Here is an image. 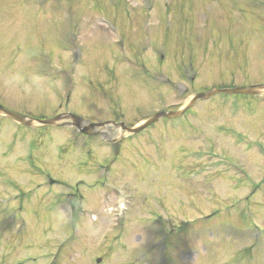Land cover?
<instances>
[{"label":"rangeland","instance_id":"1","mask_svg":"<svg viewBox=\"0 0 264 264\" xmlns=\"http://www.w3.org/2000/svg\"><path fill=\"white\" fill-rule=\"evenodd\" d=\"M256 3L0 0V105L85 126L118 115L92 138L0 116V264H264V92L215 95L136 136L116 125L264 84ZM99 134L122 140L108 178ZM105 179L130 195L121 225Z\"/></svg>","mask_w":264,"mask_h":264},{"label":"water","instance_id":"2","mask_svg":"<svg viewBox=\"0 0 264 264\" xmlns=\"http://www.w3.org/2000/svg\"><path fill=\"white\" fill-rule=\"evenodd\" d=\"M197 99H198V98L195 97V98L193 99V101L190 103L189 106L193 105V103H194ZM0 111L4 112L5 114H8L9 116H14L13 114H11L10 112H8L7 110H5V109L2 108V107H0ZM138 130H140V128H139V129H135V130H133L132 132L135 133V132H137Z\"/></svg>","mask_w":264,"mask_h":264}]
</instances>
